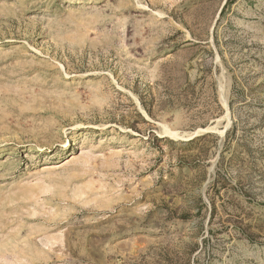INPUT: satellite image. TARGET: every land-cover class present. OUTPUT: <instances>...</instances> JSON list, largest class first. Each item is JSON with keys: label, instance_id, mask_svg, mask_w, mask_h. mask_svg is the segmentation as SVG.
I'll return each instance as SVG.
<instances>
[{"label": "rangeland", "instance_id": "obj_1", "mask_svg": "<svg viewBox=\"0 0 264 264\" xmlns=\"http://www.w3.org/2000/svg\"><path fill=\"white\" fill-rule=\"evenodd\" d=\"M0 264H264V0H0Z\"/></svg>", "mask_w": 264, "mask_h": 264}]
</instances>
